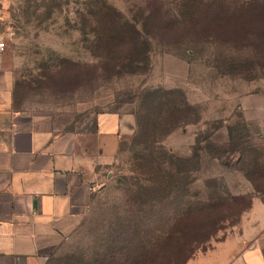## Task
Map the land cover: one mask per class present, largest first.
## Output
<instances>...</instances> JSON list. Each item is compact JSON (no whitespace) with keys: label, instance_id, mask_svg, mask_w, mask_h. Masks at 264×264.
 <instances>
[{"label":"rangeland","instance_id":"rangeland-1","mask_svg":"<svg viewBox=\"0 0 264 264\" xmlns=\"http://www.w3.org/2000/svg\"><path fill=\"white\" fill-rule=\"evenodd\" d=\"M149 1L108 0L127 16L145 8ZM211 1L204 0V5ZM234 1V5L228 0L222 2L231 15L235 14L234 32L226 36L215 33L208 39L194 41L190 47L187 41L182 44L175 40L164 45L154 40L148 70L140 68L133 74L115 76L104 60L93 55L97 52L92 51L93 37L81 33L80 18L88 13L92 0H0V9L19 21L21 27L14 46L0 52V105L7 103L3 100L7 96L13 111L46 118L57 130L73 134L92 133L99 114L116 112L132 118L133 129L126 136L128 139L137 129L135 112L142 95L157 88L181 89L189 102L200 109L203 120L174 132L165 139V148L178 156H190L197 135L203 134L211 135L208 142L226 151L221 160L212 159L205 149L202 151L191 200L226 198L229 193L253 196L254 203L258 196L240 169L258 162L264 170V22L247 20L242 8L250 3L251 12L255 13L262 9L264 1ZM167 4L168 8L173 7L171 0ZM243 27L250 28L251 33H243ZM61 59L72 64L62 68ZM230 129L243 134L245 156L229 152ZM129 158L126 149L111 166L98 170L96 192L88 213L55 264L83 254L93 259L96 251L108 244L116 221L128 216L124 190L130 179ZM257 184L264 192V178ZM260 195L264 199V193ZM246 204L233 202L229 209L221 210L223 216L234 215L219 223L212 236L201 240L206 242L192 258L227 238H236L243 224L248 225L244 218L251 209L239 215ZM255 210L257 215L264 206L257 202ZM255 213L246 218L256 219ZM199 238L197 231L189 237L190 241ZM154 243L146 242L147 247ZM165 245L167 248L170 244ZM181 247L180 242L167 251L165 256L171 258L172 264H182L188 255L189 249ZM157 248H150L147 257L155 255Z\"/></svg>","mask_w":264,"mask_h":264},{"label":"trees","instance_id":"trees-1","mask_svg":"<svg viewBox=\"0 0 264 264\" xmlns=\"http://www.w3.org/2000/svg\"><path fill=\"white\" fill-rule=\"evenodd\" d=\"M167 1L150 0L145 8L127 16L108 0H92L88 13L80 18L81 33L84 37H93L92 51H97L93 55L104 60L106 67L112 68L113 75L120 76L136 73L140 68L149 69L154 40L164 45L175 40L182 44L187 41L186 45L190 47L194 41L208 39L215 33L226 36L234 32L235 14L231 15L225 8L222 3L225 0H212L207 6L204 0H171V8L167 7ZM228 1L232 5L236 2ZM228 7L231 8L230 5ZM250 7V3L244 4L243 17L264 22V4L255 13ZM19 24L16 21L21 29ZM245 28L243 33H251L249 27L248 30ZM60 61L62 68L72 64L67 59ZM135 117L136 132L132 137L121 140L116 156L129 149L130 179L129 182L127 179L129 184L124 190L128 216L116 221L108 244H103L93 259L88 254L71 256L64 264H147L150 261V264H172L171 258L165 255L171 246L180 242L181 248L189 249L182 263L185 264L206 242L204 240L213 235L218 224L234 215L223 216L222 211L229 209L233 202L242 201L247 204L240 209L239 215L251 209L253 196L239 197L227 193L226 198L191 200V188L196 181L195 174L200 171L202 151L205 149L216 160H221L226 151L208 142L211 135L203 134L197 135L190 156H178L165 148V139L174 132L203 120L200 109L189 102L183 90L157 88L147 91L139 98ZM243 141L240 131L230 129L229 152L245 156ZM203 143L207 145L203 147ZM240 170L252 184L256 196L264 200L260 195L264 192L257 184L264 178V170L258 162ZM194 231L200 238L190 241ZM148 240L155 242L152 247H147ZM165 242L170 244L167 248ZM154 246L158 251L151 258L147 257Z\"/></svg>","mask_w":264,"mask_h":264},{"label":"crops","instance_id":"crops-1","mask_svg":"<svg viewBox=\"0 0 264 264\" xmlns=\"http://www.w3.org/2000/svg\"><path fill=\"white\" fill-rule=\"evenodd\" d=\"M0 105V264H52L80 227L100 168L116 160L132 118L99 114L92 133L57 130L46 118ZM240 233L186 264H264V210ZM255 213L250 220L249 215Z\"/></svg>","mask_w":264,"mask_h":264},{"label":"built area","instance_id":"built-area-1","mask_svg":"<svg viewBox=\"0 0 264 264\" xmlns=\"http://www.w3.org/2000/svg\"><path fill=\"white\" fill-rule=\"evenodd\" d=\"M20 28L16 25L15 20L0 9V52H5L14 46L19 36Z\"/></svg>","mask_w":264,"mask_h":264}]
</instances>
